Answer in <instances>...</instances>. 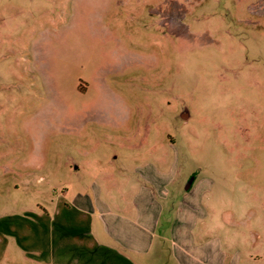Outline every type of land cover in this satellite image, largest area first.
<instances>
[{"label":"rangeland","instance_id":"1","mask_svg":"<svg viewBox=\"0 0 264 264\" xmlns=\"http://www.w3.org/2000/svg\"><path fill=\"white\" fill-rule=\"evenodd\" d=\"M146 163L258 230L264 0H0V226ZM16 243L0 264H45Z\"/></svg>","mask_w":264,"mask_h":264},{"label":"crops","instance_id":"2","mask_svg":"<svg viewBox=\"0 0 264 264\" xmlns=\"http://www.w3.org/2000/svg\"><path fill=\"white\" fill-rule=\"evenodd\" d=\"M135 170L131 184L95 183L52 207L9 214L2 245L13 240L45 264H264V214L258 230L246 228L229 243L217 234L224 216L215 199L195 198L194 184L172 198L170 171L152 163Z\"/></svg>","mask_w":264,"mask_h":264}]
</instances>
